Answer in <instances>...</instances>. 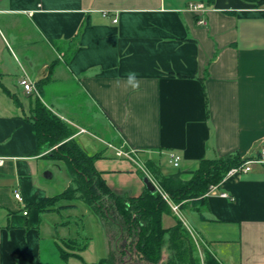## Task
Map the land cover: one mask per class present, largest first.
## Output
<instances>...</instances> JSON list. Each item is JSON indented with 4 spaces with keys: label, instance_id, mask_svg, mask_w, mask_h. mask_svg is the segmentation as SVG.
<instances>
[{
    "label": "crops",
    "instance_id": "obj_1",
    "mask_svg": "<svg viewBox=\"0 0 264 264\" xmlns=\"http://www.w3.org/2000/svg\"><path fill=\"white\" fill-rule=\"evenodd\" d=\"M0 73V264H100L111 250L82 201L35 207L57 195L38 151L35 98L77 129L83 149L80 130L134 151L126 166L99 167L111 149L95 162L118 195H142L146 177L155 183L143 164L162 168L171 153L190 171L264 148V0H0ZM24 77L39 96L24 92ZM219 191L230 198L207 197L204 217L187 212L189 229L221 264H264V164ZM176 223L164 216L165 228Z\"/></svg>",
    "mask_w": 264,
    "mask_h": 264
},
{
    "label": "trees",
    "instance_id": "obj_2",
    "mask_svg": "<svg viewBox=\"0 0 264 264\" xmlns=\"http://www.w3.org/2000/svg\"><path fill=\"white\" fill-rule=\"evenodd\" d=\"M1 77L0 73V88H3ZM31 119L36 127L39 153L49 151L46 157L62 163L75 183L62 193L39 201L35 207L41 213L63 201H82L89 206L101 221L111 245L109 257L100 264H187L182 254L187 248L189 255L194 252L190 230L180 220L171 228L164 227L163 219L171 213V206L159 190L147 189L137 197L116 194L95 165L104 157V150L89 154L73 138V129L39 98L32 101ZM251 158L255 157L237 152L223 158L204 159L194 170L177 168L168 174L157 163L154 166L148 161L147 167L171 203L179 204L183 212L204 217L203 212L210 209L207 194L211 187L222 183L230 170ZM203 252L204 264H221L207 248Z\"/></svg>",
    "mask_w": 264,
    "mask_h": 264
},
{
    "label": "rangeland",
    "instance_id": "obj_3",
    "mask_svg": "<svg viewBox=\"0 0 264 264\" xmlns=\"http://www.w3.org/2000/svg\"><path fill=\"white\" fill-rule=\"evenodd\" d=\"M36 96L37 95H35V97ZM35 99L33 101H35ZM72 129H73L74 135L77 134V132H78L77 129H74V128H72ZM79 134H83V135L80 137V139H78V141H80L81 143H83V145H85V147L87 149H89V150H86L89 154L94 155V154H96L98 152H101L102 149L104 148L105 149L104 150L105 152L110 151V150H107V149H111L113 152L111 151L110 154L114 155L115 150L112 149V148H110L109 147L110 145H108V146H107V144L106 145H103L104 144V141L103 140H100L96 135H95V137H92L85 130H80V133ZM92 141H95L96 144H99V147H100L101 150H92V149H90L89 147L92 146V143H93ZM116 148H118V147H116ZM123 148L124 147H120L119 149H123ZM52 150H53V148L50 149V151H52ZM47 153H49V151H46L45 154H47ZM104 159H105L104 162L99 163V167H101V168H105V167L106 168L107 167L108 168H112V167L117 168V167H121V166L128 165L127 159L118 158V157H112V158L111 157L110 158L109 157H105ZM135 161H138V160H135ZM45 162H47V166H48V170L46 171L45 176L47 174L48 175H53V177H51L49 179V182L53 186L52 187L53 188L52 191H54L53 192L54 194H60L63 191H65L66 189H68L69 187L75 186V183L73 182V180H72V178H71V176H70L67 168L62 163H59V162H56V161H53V160H46ZM150 162H153L152 164L154 166H156L155 161L150 160ZM158 166L161 167L160 166V163H158ZM148 169L149 168L147 167V164H143V171L146 170L145 171V174L149 171ZM161 169L162 170L164 169L166 171V174H168L169 172H171V171H173L174 169H177V168H173L170 165H165V166L163 165ZM141 171H139V172L142 174L143 171L142 172ZM148 173H150V171ZM150 175H151V173H150ZM145 176H147V175H145ZM151 178H153L152 175H151ZM110 180H111V183L113 185H115L114 183L118 181V176L117 177H110ZM115 191L117 193H119V195H122L120 192H118L119 190H115ZM73 202H77V201H73ZM171 214H175V213H173L172 209H171ZM186 214H187L186 212H183V211L180 210V215H178V216L176 215V221L180 220V221H185L187 223ZM188 223L190 224V221H188ZM189 230H190V233H191V236H192L191 238H192L194 252L191 255H189L190 249H188V248L185 249L186 252H184L182 254V259L186 260L187 264H197V262H200V264H204V252H203V250L205 248H207V247L198 238V236L196 234H194V232L191 229H189ZM180 241H182V240H180ZM109 253H110V250H109Z\"/></svg>",
    "mask_w": 264,
    "mask_h": 264
},
{
    "label": "built area",
    "instance_id": "obj_4",
    "mask_svg": "<svg viewBox=\"0 0 264 264\" xmlns=\"http://www.w3.org/2000/svg\"><path fill=\"white\" fill-rule=\"evenodd\" d=\"M189 9L192 11L198 12V13H204L207 11L206 7L202 4H199V5H192L191 4L189 6ZM200 23L205 24L206 22L204 20H202ZM20 85L27 95L39 96V91H38L36 83L31 81L29 78H27V77L22 78L20 80ZM109 147L115 150V155L118 158L131 159L132 155L134 154V151L119 149V148H116L112 145H110ZM3 162H4L3 158H0V165H2ZM180 163H181V157L178 154H176V153L169 154L168 164L170 166H172L173 168H179ZM255 164H264V148L260 151L259 156L255 157V158H251L250 160L246 161L243 165L230 170L223 181H225L227 178H230L231 176H233L235 174H242V173L250 172L252 169V166ZM223 181H222V183H223ZM222 183H220L219 185H216V186H212L210 191L207 194V197L212 196V195H218L222 198H227V199L230 198V196L227 193L219 191V188H220ZM154 184H155L157 190H159L161 192L163 198L170 204L173 213H175V215H177V216L180 215V205L171 203L169 196L166 193L162 192L156 183H154ZM15 198L18 201L22 202V197H21V194L19 192L15 193ZM25 214H27V213H25ZM183 223L189 229L188 223H186L185 221H183Z\"/></svg>",
    "mask_w": 264,
    "mask_h": 264
},
{
    "label": "water",
    "instance_id": "obj_5",
    "mask_svg": "<svg viewBox=\"0 0 264 264\" xmlns=\"http://www.w3.org/2000/svg\"><path fill=\"white\" fill-rule=\"evenodd\" d=\"M144 182L147 189L150 190L151 192H155L157 190L155 184L148 177L145 178Z\"/></svg>",
    "mask_w": 264,
    "mask_h": 264
},
{
    "label": "clouds",
    "instance_id": "obj_6",
    "mask_svg": "<svg viewBox=\"0 0 264 264\" xmlns=\"http://www.w3.org/2000/svg\"><path fill=\"white\" fill-rule=\"evenodd\" d=\"M128 80H129V82H135L136 81V74L135 73H129L128 74Z\"/></svg>",
    "mask_w": 264,
    "mask_h": 264
}]
</instances>
